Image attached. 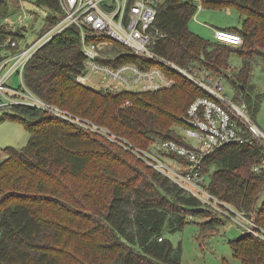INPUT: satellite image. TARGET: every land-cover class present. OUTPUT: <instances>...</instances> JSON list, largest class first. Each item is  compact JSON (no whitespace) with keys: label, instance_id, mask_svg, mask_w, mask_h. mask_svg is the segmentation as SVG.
Here are the masks:
<instances>
[{"label":"trees","instance_id":"16d2710c","mask_svg":"<svg viewBox=\"0 0 264 264\" xmlns=\"http://www.w3.org/2000/svg\"><path fill=\"white\" fill-rule=\"evenodd\" d=\"M43 1L52 10L47 9L39 35L62 16L58 0ZM201 4L235 9L240 26L226 28L240 34L242 43L234 46L191 31L188 24L197 11L191 0H154V25L161 35L153 49L182 66L223 74L250 102L245 91L252 66L264 61V0ZM13 10L9 0H0V42L25 37L27 28L13 31L3 23ZM13 49L2 46L0 61ZM115 51L120 55L99 62L112 68L135 63L146 70L155 65L119 44ZM231 54L240 59L233 73L228 72ZM84 60L80 30L68 26L32 55L23 82L43 101L104 127L124 144L35 106L13 104L3 111L0 122L21 123L30 136L23 147L4 148L6 157L0 160V264H181V245L167 234L181 231L189 217H206L201 225L210 230L227 218L127 144L149 151L155 140L182 139L174 126L201 92L168 70L174 82L161 89L94 88L76 80L86 73ZM250 108L253 118L257 104ZM258 155L254 142L229 144L211 152L202 171L212 194L264 225V173L252 170ZM106 187L109 193L101 196ZM230 245L240 264H264V240L255 234L243 232ZM220 264L229 262L222 258Z\"/></svg>","mask_w":264,"mask_h":264},{"label":"built area","instance_id":"2783aa9c","mask_svg":"<svg viewBox=\"0 0 264 264\" xmlns=\"http://www.w3.org/2000/svg\"><path fill=\"white\" fill-rule=\"evenodd\" d=\"M191 1L197 8L202 5L201 0ZM153 3L154 0H58L61 18L37 39L28 43L25 37V40H16L8 36L0 42V48H15L3 53L0 61V109L5 111L13 104L20 103L35 106L124 144V140L104 127L43 101L23 82V71L32 55L71 25L80 30L86 73L95 71L108 78V84L103 88L161 89L174 82L166 71L177 73L201 92L189 104L182 116V123L176 125L180 129L174 126L182 139L155 140L149 151L130 143L128 147L155 170L199 198L216 214L236 221L244 227L243 232H251L264 240V225L255 223L212 194L206 188L208 175L202 171L204 159L215 149L229 144L254 142L259 155L252 170L257 174L264 173V131L251 117L244 101L237 102L227 95L223 74L212 73L204 66L185 67L154 51L153 46L161 34L154 25L157 12ZM31 17L32 14L21 11L5 16L3 23L14 31L17 27L27 28ZM22 34L25 35L24 32ZM213 39L234 46L242 43V36L226 27H214ZM115 44L121 45L131 55L153 61L155 65L146 70L135 63L112 68L99 62L100 58L120 55L115 51ZM15 74L20 79L17 87L10 82ZM76 80L85 84L87 76L80 74Z\"/></svg>","mask_w":264,"mask_h":264},{"label":"rangeland","instance_id":"374dc122","mask_svg":"<svg viewBox=\"0 0 264 264\" xmlns=\"http://www.w3.org/2000/svg\"><path fill=\"white\" fill-rule=\"evenodd\" d=\"M9 2L13 6V13L24 11L26 14H32V17L28 20L27 31L24 32L26 41L31 43L40 36L39 30L43 27V18L47 13V9L52 10V8L45 5L43 0H9ZM240 22L241 16L233 8H205L199 5L188 26L191 31L201 37L212 39L214 27H239ZM230 62L228 72L233 73L240 67V59L235 54H231ZM85 75L87 76L85 84L88 86L100 88L108 84V78L101 76L95 71L89 70ZM10 82L17 87L20 84L19 76L17 74L13 75ZM223 85L227 95L231 98L233 97L235 101L244 100L249 108L254 103L257 104V111L253 118L264 131V61L259 60L252 66L249 78L250 86H247L245 91L251 98L250 102L246 97H243L242 93L238 95V89L229 79L225 78ZM109 86L113 87L112 85ZM250 110L252 109L250 108ZM2 112L0 109V115ZM177 128L180 129L179 127ZM29 136V132L21 123L11 120L1 122L0 160L6 157L4 148L7 146L23 147L27 143ZM134 154L138 156L136 152ZM109 191L110 187H106L101 191L100 195L108 194ZM237 218L240 219L239 217ZM206 220V217H189V222L184 225L181 231L167 234V238L174 245H177V243L181 245V264H220L222 258L228 260L229 264H240L239 258L234 255L230 241L241 236L244 227L236 221L227 218L225 223L217 224L212 227L213 230H210L208 227L201 225V222Z\"/></svg>","mask_w":264,"mask_h":264},{"label":"water","instance_id":"95a60500","mask_svg":"<svg viewBox=\"0 0 264 264\" xmlns=\"http://www.w3.org/2000/svg\"><path fill=\"white\" fill-rule=\"evenodd\" d=\"M241 87H243V85H241Z\"/></svg>","mask_w":264,"mask_h":264},{"label":"crops","instance_id":"0c3cea01","mask_svg":"<svg viewBox=\"0 0 264 264\" xmlns=\"http://www.w3.org/2000/svg\"><path fill=\"white\" fill-rule=\"evenodd\" d=\"M3 122V121H2ZM1 123V122H0Z\"/></svg>","mask_w":264,"mask_h":264}]
</instances>
